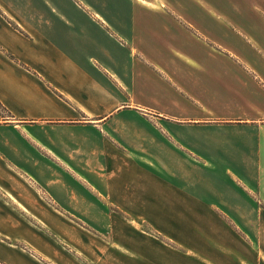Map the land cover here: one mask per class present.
<instances>
[{
	"label": "crops",
	"instance_id": "crops-1",
	"mask_svg": "<svg viewBox=\"0 0 264 264\" xmlns=\"http://www.w3.org/2000/svg\"><path fill=\"white\" fill-rule=\"evenodd\" d=\"M59 19L72 33L0 14V216L43 214L39 224L62 226V242L87 255L57 253L24 222L12 237L17 224L3 229L0 217V264H264V223L255 245L226 220L264 216V65L214 66L228 79L205 100L155 97L140 82L138 50L104 17ZM33 197L50 210L33 211ZM56 211L88 216L102 255L88 253L89 240L78 243ZM115 216L220 224L216 235L196 228L175 239L167 227L148 235Z\"/></svg>",
	"mask_w": 264,
	"mask_h": 264
},
{
	"label": "rangeland",
	"instance_id": "rangeland-1",
	"mask_svg": "<svg viewBox=\"0 0 264 264\" xmlns=\"http://www.w3.org/2000/svg\"><path fill=\"white\" fill-rule=\"evenodd\" d=\"M0 14L13 17L26 26L31 25L27 23L30 20L43 18L38 26L43 32L51 33H72V28L65 27L60 17H104L115 32L126 36L130 49L138 50L135 64L142 69L140 82L142 86L151 87L155 97L205 100L210 94L207 88L213 89L228 79L221 76L225 71H219L214 66H228L227 69H231L237 64L264 65V0H0ZM10 24L14 30L22 31L18 24ZM62 45L68 48L66 44ZM7 51V58L16 63L23 62L20 54ZM259 178H262L260 174ZM33 198L38 201L32 204L33 211L41 208L50 210L41 199ZM37 215L0 217L4 220L3 229L17 224L18 228L8 229L12 237L22 233L19 224L24 222L31 229V234L45 238L57 253L60 250L69 258L71 255L80 256L70 244L62 242L69 235L67 231L60 230L62 226L60 228L45 218L52 230L46 229L36 220V217L43 218V214ZM54 216L59 224L77 233L74 239L78 243L89 240L86 241L88 253L96 250L102 255L101 247L93 242L101 234L91 226L88 216L61 214L57 211ZM115 217H126L134 224L141 225L138 229L140 232L158 237L160 232L157 228L167 227L175 239H181L183 231L191 232L196 228L216 235L214 229H219L220 224L219 216H173L172 223L165 216ZM238 217V224L229 218L226 220L240 235H248V241H254L256 245V239H259L258 224L264 223V216ZM252 222L254 225L251 229L255 228L248 232L239 227L240 223L244 226ZM57 234L62 239H58ZM163 239L169 241L165 236ZM192 242H195L197 248L203 245L201 240L195 239ZM80 254L82 257L87 255L86 252ZM191 254H194L193 251Z\"/></svg>",
	"mask_w": 264,
	"mask_h": 264
}]
</instances>
